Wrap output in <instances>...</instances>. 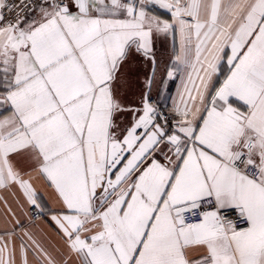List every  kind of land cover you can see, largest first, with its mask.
Masks as SVG:
<instances>
[{
	"label": "snow or ice",
	"instance_id": "1",
	"mask_svg": "<svg viewBox=\"0 0 264 264\" xmlns=\"http://www.w3.org/2000/svg\"><path fill=\"white\" fill-rule=\"evenodd\" d=\"M0 189L61 242L17 220L0 264H264V0H0Z\"/></svg>",
	"mask_w": 264,
	"mask_h": 264
},
{
	"label": "crops",
	"instance_id": "2",
	"mask_svg": "<svg viewBox=\"0 0 264 264\" xmlns=\"http://www.w3.org/2000/svg\"><path fill=\"white\" fill-rule=\"evenodd\" d=\"M155 52L158 67L156 82L153 84L151 95L160 106L165 107L171 102L172 97L175 96L180 84L179 78L169 81L165 85L159 83L161 76L165 74V70L171 67L170 61L174 59L171 39L157 38L155 40ZM126 72L124 90L129 99H138V93L144 83V73L150 72V66L139 61H133L126 69ZM34 183L42 193V199L47 202L48 206L56 208L57 204L52 191L46 188L41 180H36ZM30 209L29 205L23 204V201L19 199L18 192L11 189H0V233L11 232L16 226L17 220L24 225V227L16 229L14 236H4V240L14 241L18 245L19 238L25 232H29L49 250H57L61 242L56 234L55 226L48 223L43 217H33ZM53 254L55 255V251H53ZM29 264H36L35 259L31 255H29Z\"/></svg>",
	"mask_w": 264,
	"mask_h": 264
},
{
	"label": "built area",
	"instance_id": "3",
	"mask_svg": "<svg viewBox=\"0 0 264 264\" xmlns=\"http://www.w3.org/2000/svg\"><path fill=\"white\" fill-rule=\"evenodd\" d=\"M13 2H15V0H13ZM153 101L155 102V103H157V101H156V99L153 97ZM162 107V106H161ZM163 108V107H162ZM30 212H31V214L33 215V217H35V218H39L40 216L39 215H37L36 213H35V211L31 208L30 209Z\"/></svg>",
	"mask_w": 264,
	"mask_h": 264
}]
</instances>
